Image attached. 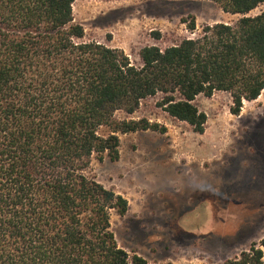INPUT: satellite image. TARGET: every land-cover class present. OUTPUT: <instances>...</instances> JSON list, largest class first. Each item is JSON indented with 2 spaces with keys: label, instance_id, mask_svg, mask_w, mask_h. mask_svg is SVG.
Segmentation results:
<instances>
[{
  "label": "trees",
  "instance_id": "16d2710c",
  "mask_svg": "<svg viewBox=\"0 0 264 264\" xmlns=\"http://www.w3.org/2000/svg\"><path fill=\"white\" fill-rule=\"evenodd\" d=\"M212 1L230 14L264 2ZM73 2L0 0V264H148L118 246L110 210L123 215L128 201L86 175L90 157L117 160L118 132H164L145 118H114L157 93L197 133L207 119L199 94L229 92L238 115L264 90V10L165 48L143 46L136 65L119 48L85 41ZM187 28L196 29L193 17ZM262 256L251 243L224 264Z\"/></svg>",
  "mask_w": 264,
  "mask_h": 264
},
{
  "label": "rangeland",
  "instance_id": "374dc122",
  "mask_svg": "<svg viewBox=\"0 0 264 264\" xmlns=\"http://www.w3.org/2000/svg\"><path fill=\"white\" fill-rule=\"evenodd\" d=\"M246 14L225 13L212 0H74V21L85 41L123 50L131 63L146 45L160 48L196 37L202 26L234 25ZM195 19L196 29L187 23ZM156 33L159 36H156ZM161 93L142 99L133 113L119 109L116 120L145 118L165 131L120 133L119 158L90 157L86 175L128 201L120 215L110 210V229L129 256L148 264H224L251 243L264 264V90L243 100L238 115L229 92L199 94L206 113L203 133L170 116ZM108 132L101 127L100 134Z\"/></svg>",
  "mask_w": 264,
  "mask_h": 264
}]
</instances>
